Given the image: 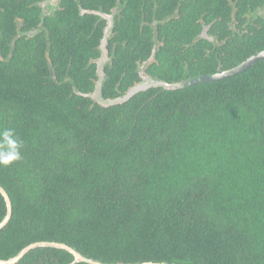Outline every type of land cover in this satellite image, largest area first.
Listing matches in <instances>:
<instances>
[{
    "label": "trees",
    "instance_id": "1",
    "mask_svg": "<svg viewBox=\"0 0 264 264\" xmlns=\"http://www.w3.org/2000/svg\"><path fill=\"white\" fill-rule=\"evenodd\" d=\"M65 1L66 10H57L49 26L65 19L73 30H45L48 40L43 32L29 42L20 37L17 56L0 61V131L12 130L20 155L0 164V186L11 202L0 228V259L53 241L102 264H264V59L221 80L150 88L102 106L72 91L92 89L95 65L88 61L101 31L76 30L92 28L95 16L78 20L76 0ZM158 1L162 18L176 6L188 8L189 24L199 15L211 19L223 4ZM242 1L244 11L264 4ZM163 26L168 41L176 33ZM203 43L196 45V75L264 50V30H243L239 47L233 39L208 57L200 56ZM145 57L121 45L106 68L103 96L133 85L117 75L136 71V60ZM155 69L148 72L168 74ZM9 151L0 136V153ZM5 214L0 193V221ZM14 264L93 263L76 261L63 248L35 247Z\"/></svg>",
    "mask_w": 264,
    "mask_h": 264
},
{
    "label": "flooded vegetation",
    "instance_id": "2",
    "mask_svg": "<svg viewBox=\"0 0 264 264\" xmlns=\"http://www.w3.org/2000/svg\"><path fill=\"white\" fill-rule=\"evenodd\" d=\"M44 1L45 0H28L24 2V0H11L13 4H9L4 0H0V61L9 62L8 59L17 56L20 37H24V40L29 42V39L39 37L40 33L43 32L46 40H48V34H45V30H73L66 28L65 19L58 22V27L49 26V24L53 26L52 18L55 17L57 10H66V1L58 0L56 7L52 11H49L50 8L41 6V3ZM222 1L223 4L219 7L220 10L217 11L211 19H204L202 15H199L194 22L189 24L190 11L188 8L186 10H181L176 6L173 13L162 18L158 0H114L110 1L108 6L105 4L99 5L98 0H93V7L91 8L88 6L87 0H76L78 15L81 17L78 20L90 14L87 12L89 10L99 11L104 16L93 14L95 18L92 21H88L92 24V28H76V30L94 31L92 33H90V31H83V35L85 33L94 35L96 30H100L101 33L95 48L97 53L94 57H90L88 61V65L92 63L95 65V77L91 78L93 83L92 89L83 93L78 91L76 86H73L72 91L76 94L80 93L79 95L93 92L98 78L96 60L101 55V40L107 30L110 31L109 35L106 37L105 44L107 57L103 63L104 76L101 87L102 96L106 77L110 78L106 68L112 66L121 45L125 51L139 50L140 54L143 53L146 57L136 60V71L124 69V71L119 73L117 75L118 81L128 76V78L134 80V85L141 81L142 74L169 83H174L192 79L200 75H207H196L195 71H193L196 62V45L199 40L204 42L202 45V53L204 55L200 56L208 57L212 50L214 51L213 55H216L215 51L217 47L221 50L220 47H222V43L228 42L231 44L233 39L236 40V46L239 47L243 30H264V4H257L256 7L250 8L249 11H244L241 9L242 0ZM9 8H13L14 10L9 11ZM17 9L21 10L22 13L19 14V12L16 11ZM35 9L37 10L36 15ZM8 15L12 16V22H5ZM185 16L188 18L185 19ZM13 23L14 25H11ZM195 23L199 26V31L193 33L192 30H196L194 26ZM165 24H169L176 33V35L168 39V41H166L168 36L163 33V25ZM123 30H127L126 35L122 34ZM213 30H229V33L221 32V35V33L213 32ZM79 32L82 33V31ZM123 42L124 44H122ZM259 52L260 51L251 55ZM244 60L230 68L239 65ZM47 62L50 63L51 60ZM152 65L156 67L155 70L157 71L168 72V74L165 75L166 77L151 75V73L148 72V68ZM50 69L51 68H49V70ZM62 69L64 70L62 71L63 73L67 70L66 67ZM108 70L111 69L109 68ZM127 71L128 75L126 74ZM51 78L54 79L55 77L51 76ZM131 86L132 85H126L123 91L120 90L119 87L114 88L112 94L103 97H120L124 95Z\"/></svg>",
    "mask_w": 264,
    "mask_h": 264
},
{
    "label": "water",
    "instance_id": "3",
    "mask_svg": "<svg viewBox=\"0 0 264 264\" xmlns=\"http://www.w3.org/2000/svg\"><path fill=\"white\" fill-rule=\"evenodd\" d=\"M58 0H45L43 3H41V6L50 8L53 10L56 5H57ZM90 14H98L101 16H104L101 12L95 11V10H89L87 11ZM109 31L107 30L104 33L103 39L101 40V55L100 57L96 60L97 68V81L94 87L93 92L88 93V94H82L85 97H90L93 99L95 102L102 106H111V105H116L123 103L127 100H129L132 96H134L136 93L148 90L150 88H162L164 90H177L180 88H184L187 86H190L192 84H197L201 82H211V81H217L221 80L230 76H234L236 74H239L243 71H245L247 68H249L251 65L256 63L259 60L264 59V50L260 51L257 54L251 55L250 57L246 58L243 62H241L239 65L232 67L227 70H220L216 73L213 74H207V75H200L197 77H194L192 79H188L185 81L181 82H174V83H169L164 80L160 79H155L149 76H145L141 74V81L137 82L136 84L132 85L127 92L120 96V97H115V98H104L102 96V80H103V63L106 60V50H105V44H106V37L109 35ZM80 94V93H79ZM0 193L2 194L5 204H6V214L3 217V219L0 221V228L4 226L11 215V202L10 199L6 193V191L0 186ZM35 247H55V248H63L73 254L74 259L77 260H84L88 263H93V264H102V263H97V262H92L90 259H85L80 257L74 250H72L70 247L64 244H60L57 242L53 241H38L34 242L32 244H29L28 246L22 248L15 256L8 258V259H0V264H14L20 258L30 249H33ZM136 264H166V263H152V262H143V263H136ZM174 264V263H172Z\"/></svg>",
    "mask_w": 264,
    "mask_h": 264
},
{
    "label": "clouds",
    "instance_id": "4",
    "mask_svg": "<svg viewBox=\"0 0 264 264\" xmlns=\"http://www.w3.org/2000/svg\"><path fill=\"white\" fill-rule=\"evenodd\" d=\"M12 135V130L0 131V136L3 137V140L7 143L10 149V151L7 153H0V164L8 165L12 161L20 158L18 151V141L12 139Z\"/></svg>",
    "mask_w": 264,
    "mask_h": 264
},
{
    "label": "rangeland",
    "instance_id": "5",
    "mask_svg": "<svg viewBox=\"0 0 264 264\" xmlns=\"http://www.w3.org/2000/svg\"><path fill=\"white\" fill-rule=\"evenodd\" d=\"M49 11H52L51 9H49Z\"/></svg>",
    "mask_w": 264,
    "mask_h": 264
}]
</instances>
